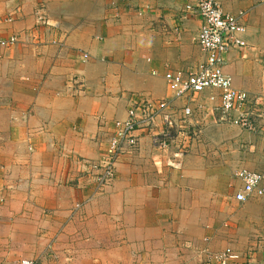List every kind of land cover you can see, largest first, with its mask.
<instances>
[{"label": "crops", "instance_id": "obj_1", "mask_svg": "<svg viewBox=\"0 0 264 264\" xmlns=\"http://www.w3.org/2000/svg\"><path fill=\"white\" fill-rule=\"evenodd\" d=\"M218 2L243 26L235 39L245 44L228 49L223 72L259 107L264 0ZM189 3L0 0V194L5 203L15 193L19 205L41 203L29 209L27 227L19 225L20 206L11 218L1 213L0 264H15L21 255L36 264H216L212 255L227 248L235 254L231 264H264V198L235 201L240 181L235 177L228 192L226 171L212 168L211 155L198 167L195 156L210 149L195 143L180 170L152 162L163 153L155 143L166 128L163 115L176 124L177 147L184 127L180 111L187 102L172 99L164 74L196 70L204 60L196 44L201 20L186 12ZM216 93L195 96L185 124L202 121L199 104L217 108L218 99L210 98ZM144 99L155 107L166 99L171 109L159 112L151 129L134 133L137 142L119 157L114 178L96 189L87 176L98 170L90 165L104 155L113 123ZM262 165L260 172L247 170L259 173L264 187Z\"/></svg>", "mask_w": 264, "mask_h": 264}, {"label": "built area", "instance_id": "obj_2", "mask_svg": "<svg viewBox=\"0 0 264 264\" xmlns=\"http://www.w3.org/2000/svg\"><path fill=\"white\" fill-rule=\"evenodd\" d=\"M185 9L188 14L200 17L201 27L196 38V44L201 49L204 60L196 70L190 72L177 70L164 74V80L172 99L187 102L180 111L181 125L179 127H182L193 116L189 104L191 100L205 90H212L218 92L210 98L211 100L218 99L219 120L246 130H252L253 116L255 115L253 109L258 108L256 107L258 101H251L245 92L235 89L230 78L224 74L222 69L228 49L245 45L235 39V35L243 31V26L236 17L223 13L218 0H191ZM13 42L14 39L11 38L7 42H1V45H9ZM83 57L86 58V55ZM164 109H171L168 100L159 101L155 107L151 101L144 99L128 109L124 120L113 123V133L103 155L104 177H102L103 182L101 184L111 180L113 167L123 151L135 146L137 137L134 133L140 129H151L155 124L156 116ZM163 122L166 128L155 139L157 149L163 152L160 155L162 158L169 147L173 146L174 140L171 131L173 132L176 127L171 114L165 113ZM183 155V150L174 148V151L167 155V158H156L154 164L160 167L164 163L165 167L180 170ZM235 177L241 183L240 188L234 193L235 201L245 202L251 196L264 198V187L261 185L262 176L259 173L239 169L236 171ZM212 259L216 264H231V261L235 259V254L230 248H227L213 254ZM34 262L24 259L18 264H34Z\"/></svg>", "mask_w": 264, "mask_h": 264}, {"label": "rangeland", "instance_id": "obj_3", "mask_svg": "<svg viewBox=\"0 0 264 264\" xmlns=\"http://www.w3.org/2000/svg\"><path fill=\"white\" fill-rule=\"evenodd\" d=\"M254 99V98H252ZM146 100V99H145ZM263 104H260L258 108L254 112V120H253V129L252 130H246L243 128H240L238 126H235L231 123L227 122H220L218 121V116L216 113H218V109L214 106H205L199 104L197 106V110L199 111L200 120L202 121H196L197 118L193 119L194 121H191L187 124H184V127L177 130V136H178V147L172 144L174 148H179L185 152L188 148V146H191L193 143H195L196 148H208L210 149L208 153L206 154H197L195 156V164H197L198 167H201V161L200 159L204 158L205 156L211 155L213 164V167L220 168L221 171L225 170L226 172L223 173L225 176L228 192L233 191V187L235 186V173L239 169H252L259 171L260 166H264V100ZM128 111V110H127ZM193 133H196V136L193 135ZM24 143V141H23ZM108 144V143H107ZM24 145V148L26 147L28 152H32V148L30 146ZM106 145V148L107 149ZM24 148H20V152L23 153L25 151ZM11 150V149H10ZM27 152V153H28ZM124 153V151H123ZM119 156V155H118ZM159 156L161 159H164L160 156V153L154 154V159L152 160L153 164L156 160V157ZM121 157V155L119 156ZM118 157V159H119ZM167 158V156H165ZM220 158V162H219ZM117 159V161H118ZM226 160V161H225ZM103 161V154L101 156V159L99 161L98 165H95L94 167L90 165V168L98 170L97 174H90L87 176L89 179L88 181L94 183L96 185V189L100 190L99 186L109 184V182L114 178L115 175V166L113 167V176L111 180L108 182L101 184L103 175V169L104 165L102 163ZM116 165V164H115ZM99 166V168H98ZM164 163H162L163 168ZM157 168V167H156ZM158 169V168H157ZM214 169V168H213ZM91 170V169H90ZM161 171V169H159ZM172 170V169H171ZM163 173L159 172V174ZM27 177V175L25 176ZM10 191V188H9ZM23 193L27 194V189L22 190ZM1 196H4L0 194V215H2V212H7L10 215H2L7 216V218H11L13 213H19L17 210V207L20 206V220L19 225L27 227L29 215L33 214V211H29L31 207H36L40 209L41 203H29L24 202L20 203V205L17 203V201L21 198L20 193H15V196H13L14 202L11 203V194L8 197V201L5 203V198H2ZM23 200V199H22ZM55 204V203H52ZM15 210V211H13ZM42 215V212H41ZM6 220L0 219V226L2 227L5 225ZM8 223L10 225H18L16 221L9 220ZM8 238V236H5ZM27 237L28 235H20V241L26 242L28 241ZM4 238V235H0V239ZM86 242V241H85ZM28 244V243H27ZM4 245V241L0 240V246ZM7 245V243H5ZM25 245V244H24ZM33 247V246H32ZM23 248V245H22ZM25 252H29L24 250ZM43 251V250H42ZM32 253V252H29ZM37 255V252H35ZM75 253V252H74ZM55 254V252H54ZM66 258L70 259V253L65 252ZM72 255V254H71ZM32 260L28 259L26 257H23L22 255L19 258L15 259V264H18L21 260ZM66 259V260H67ZM57 260V258H55ZM73 260V259H70ZM34 261V260H33ZM36 264V262H34Z\"/></svg>", "mask_w": 264, "mask_h": 264}]
</instances>
